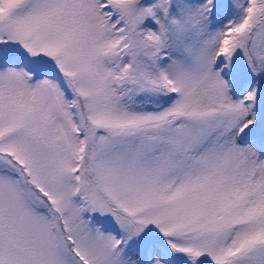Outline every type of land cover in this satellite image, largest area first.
Segmentation results:
<instances>
[{
    "label": "snow or ice",
    "instance_id": "obj_1",
    "mask_svg": "<svg viewBox=\"0 0 264 264\" xmlns=\"http://www.w3.org/2000/svg\"><path fill=\"white\" fill-rule=\"evenodd\" d=\"M0 264H264V0H0Z\"/></svg>",
    "mask_w": 264,
    "mask_h": 264
}]
</instances>
